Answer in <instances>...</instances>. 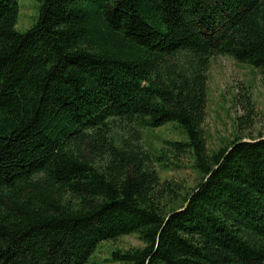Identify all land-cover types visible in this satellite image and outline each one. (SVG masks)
<instances>
[{
	"label": "trees",
	"instance_id": "1",
	"mask_svg": "<svg viewBox=\"0 0 264 264\" xmlns=\"http://www.w3.org/2000/svg\"><path fill=\"white\" fill-rule=\"evenodd\" d=\"M0 0V264H264V136L209 154V60L264 78V0ZM175 122L198 183L161 184L141 130ZM246 122V121H245Z\"/></svg>",
	"mask_w": 264,
	"mask_h": 264
},
{
	"label": "rangeland",
	"instance_id": "2",
	"mask_svg": "<svg viewBox=\"0 0 264 264\" xmlns=\"http://www.w3.org/2000/svg\"><path fill=\"white\" fill-rule=\"evenodd\" d=\"M17 2L15 30L24 33L37 19L38 3L36 0ZM202 134L209 154L228 146L235 138L249 141L264 136V78L258 69L229 56L218 55L209 60ZM187 142L186 134L175 122L141 130L144 150L163 157L154 166L160 183L176 184L182 193L190 191L200 175L193 169L191 152L175 157L166 143ZM142 247L137 234L102 242L87 264H117L110 260L113 250Z\"/></svg>",
	"mask_w": 264,
	"mask_h": 264
}]
</instances>
